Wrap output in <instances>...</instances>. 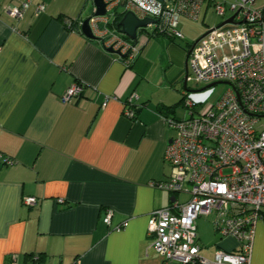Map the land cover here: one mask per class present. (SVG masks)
<instances>
[{"label": "crops", "instance_id": "crops-1", "mask_svg": "<svg viewBox=\"0 0 264 264\" xmlns=\"http://www.w3.org/2000/svg\"><path fill=\"white\" fill-rule=\"evenodd\" d=\"M40 3L45 11L34 16ZM258 5L251 9L264 1ZM93 12L92 0H32L21 19L0 11V155L12 162L0 160V264H175L147 237L152 210L188 199L153 187L170 175L164 154L174 131L164 118L187 116L188 52L221 23L205 2L197 22L179 20L180 39L152 35L153 27L140 31L138 55L126 67L101 41L82 35L79 23ZM67 19L75 21L70 28ZM107 19L116 31L115 19ZM259 28L254 41L264 44V22ZM73 84L82 85V95L62 103ZM132 95L135 117L128 118ZM105 97L113 99L102 107ZM31 197L36 204L23 205ZM198 222L202 255L237 250L212 222L202 241ZM250 264H264V220L256 224Z\"/></svg>", "mask_w": 264, "mask_h": 264}, {"label": "built area", "instance_id": "built-area-1", "mask_svg": "<svg viewBox=\"0 0 264 264\" xmlns=\"http://www.w3.org/2000/svg\"><path fill=\"white\" fill-rule=\"evenodd\" d=\"M32 0L2 7L12 19H21ZM106 15L89 17V26L95 40L104 49L119 51L120 60L127 67L138 55L139 49L125 36L109 32L107 17L134 13L139 19L157 21L153 35L182 38L178 30L181 18L197 22L205 2L212 4L213 12L221 18H234L235 24L209 29L189 50L187 67L196 83H220L226 89L206 110H196L194 102L184 103L187 116L182 119L164 118L174 131L164 161L170 166V175L153 187L171 195H187L185 202L172 203L167 208L150 212L147 237L155 253L167 263L175 264H250L256 224L264 220V128L257 124L264 118V44L259 26L264 22L262 9H251L249 0L226 3L221 0H104ZM245 2V3H244ZM45 11V5H35L33 14ZM94 13V12H93ZM244 21L242 24L239 22ZM75 21L66 20L71 27ZM81 25V22L79 23ZM189 78V77H188ZM82 85L73 84L61 97L70 103L82 95ZM113 98L105 97L102 107ZM132 95L127 100L124 115L135 117ZM4 165L9 158L0 155ZM35 198H26L23 205L34 206ZM58 203H62L59 201ZM111 213L104 221L109 224ZM213 217L214 231L220 237L237 242L236 251L217 248L211 258L200 253L197 242L196 220ZM124 221L114 227L120 230ZM37 256H33V261ZM12 258L8 264H15Z\"/></svg>", "mask_w": 264, "mask_h": 264}, {"label": "water", "instance_id": "water-1", "mask_svg": "<svg viewBox=\"0 0 264 264\" xmlns=\"http://www.w3.org/2000/svg\"><path fill=\"white\" fill-rule=\"evenodd\" d=\"M160 3H164L167 0H156ZM248 0H245V2H247ZM244 2V3H245ZM255 2V0H249L250 4H253ZM93 6H94V13L93 15L95 17H104L106 15V4L104 2V0H92ZM236 15L231 16L230 18L224 20L218 27H222L225 26L227 24H235L234 23V18ZM244 21L239 22V24H242ZM157 24L156 20L150 19V18H144V19H139L134 13L132 12H126L122 18L120 19V21L117 24V30L118 32L125 36L128 40L132 41V42H136L137 41V36L139 34L140 31H144L146 30L149 26L151 25H155ZM80 31L82 33V35L89 39V40H95L96 37L92 34L91 28L89 26V18L84 19L81 22L80 25ZM202 38V37H201ZM199 38L194 45L201 39ZM193 45V46H194ZM107 52L111 53V54H115L117 56H119L120 58H124V55H121L119 51H114L112 48H107L106 49ZM188 58V57H187ZM185 82L184 85L186 83V79L188 77V72H187V68H185ZM220 83H212L210 85H207L204 89H208L211 88L215 85H218ZM188 93H191L192 91H187ZM195 93V92H192Z\"/></svg>", "mask_w": 264, "mask_h": 264}, {"label": "rangeland", "instance_id": "rangeland-1", "mask_svg": "<svg viewBox=\"0 0 264 264\" xmlns=\"http://www.w3.org/2000/svg\"><path fill=\"white\" fill-rule=\"evenodd\" d=\"M224 1L226 3H235L239 0H221ZM260 1H264V0H255V2L253 4H249L250 8H258L260 7L258 5V3ZM264 6V5H263ZM211 17L214 22H217V24L219 25L220 23H222L224 21V18L215 16V14L212 12V14L209 16ZM189 78L186 80V84H187V89L190 91H193L195 93H187V96L189 98H186L185 100L183 99V104H182V115L183 113H186V108H185V101H192L194 102L197 106L195 107L196 110H206L208 108H210L214 102L216 101V99L223 93V91L226 89V85L223 84H218L215 85L211 88L208 89H204L206 87V85L202 84V83H196L193 78L191 77V75L189 74L188 76ZM183 89V88H182ZM257 127L259 128H264V118L261 119L259 121V123L257 124ZM184 195H182V199H185L183 197ZM199 221V222H198ZM213 221V217L209 216V218H204V217H199L196 222H198V233L201 235L202 241H204V236L202 232L205 233H210L211 232V222ZM205 242V241H204ZM206 243V242H205Z\"/></svg>", "mask_w": 264, "mask_h": 264}, {"label": "trees", "instance_id": "trees-1", "mask_svg": "<svg viewBox=\"0 0 264 264\" xmlns=\"http://www.w3.org/2000/svg\"><path fill=\"white\" fill-rule=\"evenodd\" d=\"M263 11H264V8L262 9ZM124 14H116V17H115V21H114V23H115V26H116V28H117V24H118V22L120 21V19L122 18V16H123ZM153 35V34H152ZM156 36H162V35H156ZM169 38H173V37H169ZM132 44H135V42H132V41H130ZM193 47V46H192ZM191 47V48H192ZM189 53V52H188ZM193 92V91H192ZM184 100L188 97L187 96V93L186 94H184ZM37 259H39L38 258V256H37ZM37 261V260H36ZM35 261V262H36Z\"/></svg>", "mask_w": 264, "mask_h": 264}]
</instances>
